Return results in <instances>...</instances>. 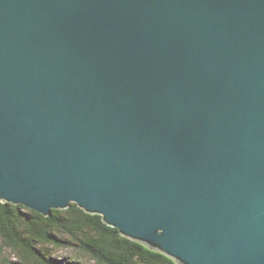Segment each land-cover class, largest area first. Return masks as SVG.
<instances>
[{"label": "water", "instance_id": "1", "mask_svg": "<svg viewBox=\"0 0 264 264\" xmlns=\"http://www.w3.org/2000/svg\"><path fill=\"white\" fill-rule=\"evenodd\" d=\"M0 201L264 264V0H0Z\"/></svg>", "mask_w": 264, "mask_h": 264}, {"label": "trees", "instance_id": "2", "mask_svg": "<svg viewBox=\"0 0 264 264\" xmlns=\"http://www.w3.org/2000/svg\"><path fill=\"white\" fill-rule=\"evenodd\" d=\"M62 234L70 239L61 238ZM51 245L77 246L94 264H179L123 236L118 228L105 223L102 215L90 214L77 203L52 209L45 216L26 206L0 201V254L4 248H12L19 253L16 264H58L46 251Z\"/></svg>", "mask_w": 264, "mask_h": 264}, {"label": "rangeland", "instance_id": "3", "mask_svg": "<svg viewBox=\"0 0 264 264\" xmlns=\"http://www.w3.org/2000/svg\"><path fill=\"white\" fill-rule=\"evenodd\" d=\"M61 238L70 239L66 234H62ZM46 251L51 254L56 262H60L61 264H94L93 258L82 252L77 246L57 247L51 245L46 247ZM18 257L19 253L12 248H4L0 254V264H16L15 261Z\"/></svg>", "mask_w": 264, "mask_h": 264}]
</instances>
